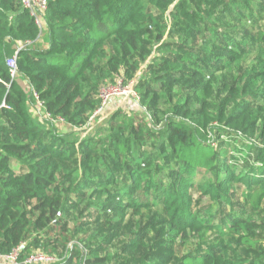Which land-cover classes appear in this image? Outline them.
<instances>
[{"label":"trees","instance_id":"obj_1","mask_svg":"<svg viewBox=\"0 0 264 264\" xmlns=\"http://www.w3.org/2000/svg\"><path fill=\"white\" fill-rule=\"evenodd\" d=\"M243 1L242 8L248 10L247 0ZM47 2L48 30L41 35L19 0H0V253L8 255L20 247V264H25L36 249L51 257L59 253L61 259L55 264L112 261L100 256L105 251L102 245L80 238L85 223L76 220L75 211L82 205L86 190L95 199L92 205L115 215L120 225L130 211L140 215L149 208L150 194L156 189L170 234L185 241L190 234L213 232L223 238L227 230L238 232L246 223L233 209L231 186L234 182L245 186L252 209L264 205V147L258 148L255 163L238 174L226 159L229 151L223 146L215 148L210 140L212 136L220 139L240 133L253 138L261 130L264 143V112L253 106L264 100V86L259 85L264 83L262 53L257 56L258 71L254 68L235 78L232 85H225V96L213 110L210 100L219 78L212 67L222 69L225 60L230 65L240 55L235 46L223 41L216 42L218 53L212 59L201 57L188 46L201 27L194 33L176 27L185 6L196 14L204 13L199 19H210L216 14L211 8L213 0H205L207 8L203 10V5L196 7L188 0ZM172 6L171 33L182 39L174 44L163 41L164 16ZM237 6L235 0L228 4L232 10ZM44 36L47 47L40 48L37 43ZM258 36L264 46V33ZM27 42L33 44L18 52L19 77L13 79L7 60ZM109 42L113 52L107 56ZM154 45H158L159 57L147 64L134 86L140 97L138 105L146 112H135L136 118L128 122L129 116L118 107L102 136L80 142L81 156L73 159L77 139L72 134L100 108L99 85L108 78L116 81L121 68L126 70L127 81L132 80L140 64L153 54ZM104 59V66L97 69ZM176 89L182 93L179 103L163 109L172 102ZM33 92L38 94L43 112L64 119L72 133L36 118ZM126 104L134 106V101ZM149 146L157 149V154L147 158ZM162 174L167 175V182L160 179ZM120 176L127 180L121 183ZM193 189L209 196L213 205L194 212ZM217 207L220 212L215 211ZM217 216L220 225L210 222ZM70 222H74L72 229L68 228ZM144 236V231L136 234L126 248L135 252L146 247ZM117 237L114 234L105 240L110 244ZM170 240L147 245L150 261L142 264H169L173 255L162 245ZM73 242L78 246L68 255ZM229 243L218 249L200 246L178 264H236L229 258V250L256 246L249 236L230 239Z\"/></svg>","mask_w":264,"mask_h":264},{"label":"rangeland","instance_id":"obj_2","mask_svg":"<svg viewBox=\"0 0 264 264\" xmlns=\"http://www.w3.org/2000/svg\"><path fill=\"white\" fill-rule=\"evenodd\" d=\"M194 3V6L203 5L202 10L207 8L205 6V0H188ZM214 5H211L213 13L208 20L199 19L201 14L194 13L185 9L180 11L178 15L179 23L176 25L178 28H186L190 32H196L197 27H201L200 33H196V37L188 41V46L198 52L201 57H207L212 59L213 56L218 53L215 47L216 42H226L231 46L236 47V52L240 55V58L234 60L235 62H223L221 66L222 69H216L212 67L215 71L219 82L216 87L215 96L210 100L213 104V110L217 102H219L224 96L225 92L223 88L225 85L230 86L233 84L235 78H240L245 76L249 72H253L257 68L258 71V60L257 56L262 53L264 56V46L259 38V33H264V0H247L248 10L243 9L244 1L235 0L238 4L235 9H229L228 4L231 0H213ZM217 1L220 4H216ZM175 6H172L168 13L164 16L163 22L166 26V35L164 42H179L182 41L180 36L177 34H172L171 30L173 28L174 19L171 17L170 13L174 10ZM186 10V11H185ZM188 12V14H187ZM196 14V17L194 16ZM204 14V13H203ZM202 14V15H203ZM207 19V18H206ZM174 44V43H173ZM156 46H153V54L146 60L145 63H141L135 77L132 80H128L125 68H121L118 77L124 78V86H127L129 82H134L135 84L139 82L144 74V69L147 67L150 61H155L159 57V53L156 51ZM263 46V47H262ZM172 48L173 45H172ZM261 48L263 51H261ZM113 52V47L111 42L106 46L107 56H110ZM227 58V56H226ZM106 59L101 60L97 69L104 66ZM114 78H108L99 85V92L101 88L105 85L116 84ZM117 80V78H116ZM23 86L27 85V82L20 81ZM260 81L259 85L264 86V83ZM91 86L95 83H90ZM28 87V86H27ZM172 102L169 105H165L162 108H171L173 105H177L179 98H182L181 91L176 89L172 93ZM132 99H123L120 97H115L110 103L108 109L104 114L95 116V112L91 113L87 118L86 125L77 130L72 135L76 137V150L77 154L74 155L73 159H79L80 154H78L80 142L85 139H92L96 136L98 138L102 136L104 128L109 124V120L116 109L122 108L124 113H127L129 118L128 122L136 118V113H142L143 109L139 107L138 102L134 101V106H127L126 102ZM116 104H119L116 106ZM255 110H260L261 113L264 112V100L255 103ZM174 107V106H173ZM37 119L41 120L40 117L35 113ZM42 121V120H41ZM71 130L68 126L61 128L62 132H67ZM72 131V130H71ZM68 132L69 134L72 132ZM101 134H98V133ZM261 130H259L255 137L249 138L243 134H238V136H223L218 139L217 136H212L210 143L218 148L223 146L229 151L228 158H226L230 164H232L237 173H245L246 170L250 168L255 163V158L258 148H263L264 143L261 139ZM66 135H69L65 133ZM100 150V146L96 147ZM147 158L150 156H155L157 154V149L152 147H146ZM175 165V164H173ZM78 178V177H76ZM121 183L127 179L124 176H120ZM167 175H160V179L167 182ZM232 191L234 196L232 197L233 209L235 212L242 217V220L246 224L241 226V229L236 233H231L230 231L225 232V236L220 238L213 232H207L204 234H190L187 240H182L181 237L175 234H170L168 231V226L166 225L167 217L165 212L162 210V205H158L157 191L154 189L150 194V202L152 203L149 208L143 209L140 215L133 214L132 211L127 215L125 221L120 225L118 219L109 212H104L100 207L92 205L95 199L91 195L90 190L84 192V199H82V205L75 211V218L78 222L85 223L84 231L80 238L92 239L94 243L102 245L105 251L101 253V257L108 258L109 261L106 264H142L146 261H150L151 251L149 247L152 244L165 242L162 240H169L168 243L162 245L163 250H167L171 255V261L169 264H178V260L189 253H195L200 246H205V249L212 248L215 246L218 248H226L230 244V239H238L241 236L252 237L256 242V246L245 245L237 248L236 252L231 250L228 251L229 258L233 259L236 264H253L258 262V264H264V259L260 261L264 252V205L262 204L259 210L252 209L246 201L247 189L245 186L234 182L232 184ZM193 197V211L203 210L213 205L212 200L209 196H205L199 191L193 189L191 192ZM232 207L225 208V213H228ZM220 207L215 208L216 212L219 211ZM220 216L214 217L210 220L211 223L215 225H220ZM74 227V222H70L68 228L72 229ZM144 231V238L146 247H141L140 250L135 252L129 251L126 246L130 244L131 240L135 238L136 234ZM117 234L118 237L114 239L110 244L106 242V237L110 235ZM232 234V235H231ZM234 241L231 242L232 245ZM77 243L73 242L70 245V251H72ZM83 253L86 254L87 250L84 248L83 244L80 245ZM36 252H44L43 249H36ZM158 252V249L156 250ZM227 255V256H228ZM61 256L59 253L56 254L55 258L60 260ZM258 260V261H257ZM0 264H7L4 260L0 259Z\"/></svg>","mask_w":264,"mask_h":264},{"label":"built area","instance_id":"obj_3","mask_svg":"<svg viewBox=\"0 0 264 264\" xmlns=\"http://www.w3.org/2000/svg\"><path fill=\"white\" fill-rule=\"evenodd\" d=\"M19 3L23 8L27 9L31 16L34 18L36 25L41 30V35H43L48 30L47 20H46V12L48 9L47 0H19ZM40 35V36H41ZM33 42H27L21 45L15 56L7 60V65L10 68L11 76L13 79L19 77L17 56L18 52L22 50L25 46H31ZM124 78L117 77L116 84L114 86L108 84L101 88L99 92V99L101 101L100 108L95 112V116L98 117L105 113L108 109L110 103L114 100L115 97H120L123 99H132L134 101L139 102V95L135 92L134 82H129L127 86H124ZM33 97L36 100V106L34 108L35 113L40 117L41 120L48 121L52 125H56L59 128L65 127V121L62 118H55L52 114L43 112V105L39 99L37 93L33 92ZM143 112H146L143 109ZM21 248H16L12 253L8 255H3L0 253V259L4 260L7 264H20ZM57 259L55 257L48 256L42 252L33 253L29 256L25 264H55Z\"/></svg>","mask_w":264,"mask_h":264},{"label":"crops","instance_id":"obj_4","mask_svg":"<svg viewBox=\"0 0 264 264\" xmlns=\"http://www.w3.org/2000/svg\"><path fill=\"white\" fill-rule=\"evenodd\" d=\"M45 36L42 38V39H39L37 45L40 47V48H45L47 47V43H46V40H45Z\"/></svg>","mask_w":264,"mask_h":264}]
</instances>
